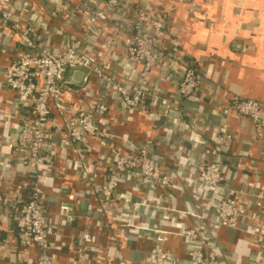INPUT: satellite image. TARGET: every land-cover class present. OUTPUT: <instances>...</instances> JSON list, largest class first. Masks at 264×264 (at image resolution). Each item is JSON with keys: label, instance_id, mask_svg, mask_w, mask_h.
<instances>
[{"label": "built area", "instance_id": "built-area-1", "mask_svg": "<svg viewBox=\"0 0 264 264\" xmlns=\"http://www.w3.org/2000/svg\"><path fill=\"white\" fill-rule=\"evenodd\" d=\"M14 5L15 0H0V54L6 58L0 64V96H11L0 98V164L3 157L7 159L5 176L0 168V231L7 234L0 239V264H62L55 253L65 244L52 208H58V216L67 223L80 218L62 198L50 201L48 193L59 197L78 182L83 188L76 198L82 202L84 192L88 193L105 217L106 242L124 247L129 239L137 242L142 233L151 234L154 245L137 261L131 250L123 264H234L218 256L214 234L187 225L242 232L264 252V185L260 176L253 178L247 172L237 179V166L231 173L223 164L218 152H230L237 142L230 132L213 128V151L203 141L195 153H181L183 169L177 168L181 174L153 157L147 143L133 142L121 132L135 116L145 118L155 131L149 115L159 107L171 111L175 96L191 104L212 105L198 91L196 64L165 45V16L153 17L133 0H102L96 8L78 2L70 15L79 37L53 49L41 43L37 26L31 28ZM163 57L177 65L174 95H163L158 83L153 85ZM118 58L132 66L134 76L127 79L118 70ZM73 69L84 72L78 85L69 81ZM217 108L222 116L250 121L256 139L263 138L260 102L227 97ZM177 189L189 191L194 211L162 204H175ZM135 194L155 196L160 204L139 201ZM68 195L72 200L73 195ZM139 209L158 214V225L163 226H148ZM207 211L215 217L208 222ZM98 236L83 231L77 242L71 241L75 255L69 263L87 264L94 257L93 264H116L117 257L105 260ZM171 236L191 248L181 262L162 248ZM249 264H264V256Z\"/></svg>", "mask_w": 264, "mask_h": 264}, {"label": "crops", "instance_id": "crops-1", "mask_svg": "<svg viewBox=\"0 0 264 264\" xmlns=\"http://www.w3.org/2000/svg\"><path fill=\"white\" fill-rule=\"evenodd\" d=\"M82 1L96 8L102 0H15L14 11L28 19L31 28L37 26L35 29L37 37L43 45L60 49L67 39L79 37L73 16L70 14L72 5ZM133 2L135 5L143 6L153 17L165 16L166 26L163 30L165 45L168 48L174 46L179 55L196 64L200 75L198 91L204 98L211 100L212 105L191 104L175 96L171 111H164L159 107L153 110L154 115H149V121L152 119L155 121V131L149 127L145 118L135 116L132 123L121 132L129 134L133 142L147 143L153 157L162 159L166 166L181 174L177 171V168L183 169L181 153L191 150L195 153L203 141L206 142L207 148L213 151L216 148L213 128H221L230 132L237 141L229 149V154L238 158L235 177L239 179L241 173L247 172L253 178L260 176L261 184L264 185V131L263 138L258 140L250 121L232 114L222 116L219 109H216V106L227 97L251 99L264 106V0H133ZM163 58V66L156 75L153 85L158 83V89L163 95L167 93L174 95L173 87L179 81L177 65L166 61V57ZM5 62V55L0 54V64ZM115 65L127 79L134 76L132 66L121 58L115 60ZM159 78L166 82L159 83ZM3 97L11 98L7 93L0 96ZM8 105L9 102L5 107L8 108ZM2 151L7 154V147H3ZM6 164L7 159L3 157L0 168L4 176L7 173ZM82 188L78 182V185L69 188L68 192H62L59 197L48 193L50 201L57 203V199L62 198L80 218L67 223L58 216V208H52V219L62 229L61 238L65 244L62 250L55 253L57 262L71 264L69 262L75 255L71 241L77 242L83 231L99 235L98 244L103 250L105 260L117 257L119 259L116 264H123L121 261L128 259L131 250L133 261H137L141 252L154 245L151 234L146 232L142 233L143 237L137 242L129 239L124 247L119 243L106 242L102 231L105 217L96 200L86 192L83 194L82 202L81 197L76 198L79 195L76 192ZM224 190H219V194L223 196ZM188 192L177 189L176 197L173 196L176 203L167 201L162 204L179 210L185 208L194 211V203ZM68 193L73 195L72 200ZM128 194L132 196L130 192ZM159 194L161 195L157 193ZM135 196L139 201L160 204L155 196L145 194ZM138 213L145 216L148 226L152 223V226L155 223L158 227L163 226L158 225V214L150 215L147 209H139ZM204 215L207 222L215 218L208 211ZM187 226L214 234L218 256L228 262L249 264L250 261L264 256V252L258 251V247L251 244L242 232L231 233L224 229L218 231L208 224L203 225V228L199 225ZM127 233L129 234L128 231ZM6 235V232L0 231V239L6 238ZM185 243L179 237L171 236L162 248L168 249L176 260L181 262L186 258V252L191 249ZM106 244L107 251L104 250ZM93 259L94 257H91L87 264H93Z\"/></svg>", "mask_w": 264, "mask_h": 264}, {"label": "trees", "instance_id": "trees-1", "mask_svg": "<svg viewBox=\"0 0 264 264\" xmlns=\"http://www.w3.org/2000/svg\"><path fill=\"white\" fill-rule=\"evenodd\" d=\"M183 60H190L186 57L183 58ZM218 154L224 159L223 160V164L226 166L228 165L230 167V172H234L235 169H236V164H237V161H238V158L232 156L231 154H229V152L227 151H220L218 152Z\"/></svg>", "mask_w": 264, "mask_h": 264}, {"label": "water", "instance_id": "water-1", "mask_svg": "<svg viewBox=\"0 0 264 264\" xmlns=\"http://www.w3.org/2000/svg\"><path fill=\"white\" fill-rule=\"evenodd\" d=\"M83 76H84L83 71L73 69V70H71V72L69 74V81L78 85L81 83Z\"/></svg>", "mask_w": 264, "mask_h": 264}]
</instances>
